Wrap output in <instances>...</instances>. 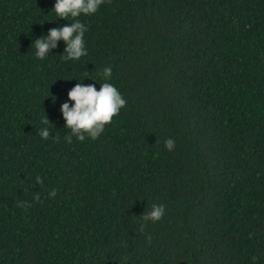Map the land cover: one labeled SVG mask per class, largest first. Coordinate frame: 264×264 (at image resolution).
I'll return each instance as SVG.
<instances>
[{"label":"trees","instance_id":"1","mask_svg":"<svg viewBox=\"0 0 264 264\" xmlns=\"http://www.w3.org/2000/svg\"><path fill=\"white\" fill-rule=\"evenodd\" d=\"M55 2L0 0V264H264V0H106L67 62ZM79 80L127 105L69 144Z\"/></svg>","mask_w":264,"mask_h":264},{"label":"clouds","instance_id":"2","mask_svg":"<svg viewBox=\"0 0 264 264\" xmlns=\"http://www.w3.org/2000/svg\"><path fill=\"white\" fill-rule=\"evenodd\" d=\"M106 0H56L52 11L55 12L56 19L72 20L69 24L51 28L46 36L35 39L31 45L36 52L38 59H45L53 49L58 47L60 41L66 45L61 59L65 62L80 60L81 57L88 55L84 36L88 28L78 18L81 15H94ZM110 3V0H107ZM103 78L109 80L112 76L111 67H105L102 72ZM71 80V79H67ZM80 81V80H79ZM53 99V102L56 101ZM68 99L72 103L65 102L61 105V111L70 134L65 136L67 143L73 142V137L83 142L86 137L96 140L104 132L105 127L114 123V117L118 116L120 110L126 107L127 101L112 83L100 84L99 90L95 84H84L83 81L77 83L69 92ZM50 123L48 115L41 119V124ZM38 135L44 140L52 135L47 127H42ZM54 142L58 138L53 137ZM165 147L172 151L175 148V141L171 138L165 140ZM36 184L42 185L43 178L36 177ZM50 197L55 198L57 190L52 189ZM36 202L40 201V195L37 193L34 197ZM32 205L27 201H19L17 207L28 210ZM165 206L153 204L150 210H146L141 219L139 231L143 232L147 222L153 223L160 221L165 215ZM149 241L151 237H148Z\"/></svg>","mask_w":264,"mask_h":264}]
</instances>
